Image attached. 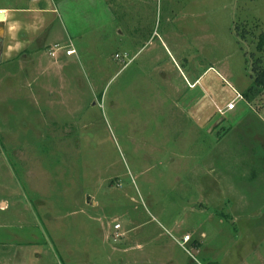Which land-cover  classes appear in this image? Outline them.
<instances>
[{
  "label": "rangeland",
  "instance_id": "374dc122",
  "mask_svg": "<svg viewBox=\"0 0 264 264\" xmlns=\"http://www.w3.org/2000/svg\"><path fill=\"white\" fill-rule=\"evenodd\" d=\"M59 2L53 26L80 31L60 65H0V264H264V231L230 218L264 216V189L208 128L253 84L264 0Z\"/></svg>",
  "mask_w": 264,
  "mask_h": 264
},
{
  "label": "crops",
  "instance_id": "0c3cea01",
  "mask_svg": "<svg viewBox=\"0 0 264 264\" xmlns=\"http://www.w3.org/2000/svg\"><path fill=\"white\" fill-rule=\"evenodd\" d=\"M2 14H4V19L0 20V65H6L17 58L25 63L33 61L37 63L38 60L40 62L42 60L40 57L45 55L44 48H49L48 50L51 52V57L54 58V60H50L49 65L53 67L60 65L59 59L61 58V51L60 49H55V46L60 45L64 36L73 40L74 36L78 35L76 33L78 31L77 28L74 29L73 27L72 33L74 36H70L63 26H61L63 32L60 28L53 26L57 18L60 19L62 15L63 18L64 16L68 18L66 16L67 11L65 5H63V2H59V0H10V3L5 0H0V18ZM78 33H80V31H78ZM52 38H56V41L53 43L54 45H49L48 42ZM72 47V44L68 45L66 50ZM74 49L76 51L75 47ZM74 54L67 55L71 56ZM45 70H47V68H45ZM198 79L199 78L191 83V85H195ZM255 99L259 102L256 110L254 107L238 109V104H236L234 109L229 110L227 104L232 100L230 99L227 104L221 108L223 110L222 112H218L217 110L221 116L212 123L213 125H209L208 128L211 129V132H214L215 126L219 128L217 147L222 156V163H229L232 165L233 170L231 171L233 172H236L234 168H245L248 166L246 163H249L256 171L252 172L251 168L249 172L245 168L247 172L245 173L246 178H249V180L251 178H259L258 181L261 183V188L264 189V134L250 131L248 132L250 135H248L245 134L244 130L239 132L234 131L236 123H238L242 117L240 115L246 114L247 109H250V111L254 113V120L256 123L264 126V100ZM225 115L229 117L226 118ZM236 120L237 122H235ZM240 121L243 123L242 120ZM231 171H228L230 175L226 177L229 178L228 180H218L217 182L222 184L224 182L225 185L223 184V188L226 190L224 193L226 194L228 192L226 194L227 199L229 202L234 203V191L238 189V183L233 182V178L235 177ZM249 198L252 199V196ZM258 212L257 210L247 214L245 211H235V215L230 216V218L233 220L238 219V222L242 223L245 221L250 226L251 233L257 234L259 231H264V216L259 215L260 213ZM243 217L246 218L243 219ZM5 249L6 248L0 249L2 250L0 251V258H5L7 261L11 256V251H5Z\"/></svg>",
  "mask_w": 264,
  "mask_h": 264
},
{
  "label": "trees",
  "instance_id": "16d2710c",
  "mask_svg": "<svg viewBox=\"0 0 264 264\" xmlns=\"http://www.w3.org/2000/svg\"><path fill=\"white\" fill-rule=\"evenodd\" d=\"M256 40L258 55L252 66L253 84L243 93L244 98L248 101H252L264 92V31L257 36Z\"/></svg>",
  "mask_w": 264,
  "mask_h": 264
},
{
  "label": "built area",
  "instance_id": "2783aa9c",
  "mask_svg": "<svg viewBox=\"0 0 264 264\" xmlns=\"http://www.w3.org/2000/svg\"><path fill=\"white\" fill-rule=\"evenodd\" d=\"M57 46H59V45H57ZM75 52H76V51H75V49H74L73 47H72V48H69V49L67 50V54H74ZM241 98H243V96H242L241 94H237V95L235 96V98H233V99L227 104V108H228L229 110L234 109L235 106H236V102H237L239 99H241ZM219 110H220L221 112L223 111L221 108H220ZM115 227H116L115 230L117 231V233H116L117 237L122 236L123 234L120 233V232H118V231L121 229V224L117 223ZM190 237H191V236H190L189 234L185 235V236H184V241L189 240Z\"/></svg>",
  "mask_w": 264,
  "mask_h": 264
},
{
  "label": "water",
  "instance_id": "95a60500",
  "mask_svg": "<svg viewBox=\"0 0 264 264\" xmlns=\"http://www.w3.org/2000/svg\"><path fill=\"white\" fill-rule=\"evenodd\" d=\"M4 19V14H2V17L0 18V20H3Z\"/></svg>",
  "mask_w": 264,
  "mask_h": 264
}]
</instances>
